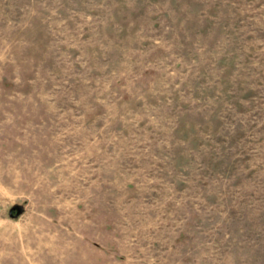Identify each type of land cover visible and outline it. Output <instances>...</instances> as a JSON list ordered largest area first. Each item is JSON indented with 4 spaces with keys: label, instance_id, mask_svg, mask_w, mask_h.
Returning a JSON list of instances; mask_svg holds the SVG:
<instances>
[{
    "label": "rangeland",
    "instance_id": "374dc122",
    "mask_svg": "<svg viewBox=\"0 0 264 264\" xmlns=\"http://www.w3.org/2000/svg\"><path fill=\"white\" fill-rule=\"evenodd\" d=\"M0 264H264V0H0Z\"/></svg>",
    "mask_w": 264,
    "mask_h": 264
},
{
    "label": "water",
    "instance_id": "95a60500",
    "mask_svg": "<svg viewBox=\"0 0 264 264\" xmlns=\"http://www.w3.org/2000/svg\"><path fill=\"white\" fill-rule=\"evenodd\" d=\"M17 211V214L15 216H18L22 212V207L21 206H15L10 210V215L14 216L13 212Z\"/></svg>",
    "mask_w": 264,
    "mask_h": 264
}]
</instances>
